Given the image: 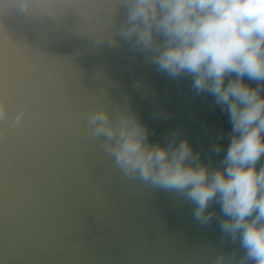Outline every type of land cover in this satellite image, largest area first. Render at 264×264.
<instances>
[{"label": "water", "instance_id": "1", "mask_svg": "<svg viewBox=\"0 0 264 264\" xmlns=\"http://www.w3.org/2000/svg\"><path fill=\"white\" fill-rule=\"evenodd\" d=\"M125 23L123 0H0V264H239L218 204L202 223L93 134V112L130 113L149 142L187 139L212 168L230 143L227 111L190 76L160 72Z\"/></svg>", "mask_w": 264, "mask_h": 264}, {"label": "clouds", "instance_id": "2", "mask_svg": "<svg viewBox=\"0 0 264 264\" xmlns=\"http://www.w3.org/2000/svg\"><path fill=\"white\" fill-rule=\"evenodd\" d=\"M123 2V38L149 53L160 72L190 76L197 94L213 96L229 115L230 143L222 166L212 168L187 139L149 142L148 128L130 113L114 121L106 109L93 112V134L105 139L125 175L183 194L202 223L218 204L221 231L243 250L239 264H264V0ZM5 116L0 101V120ZM234 260L220 254L214 264Z\"/></svg>", "mask_w": 264, "mask_h": 264}]
</instances>
